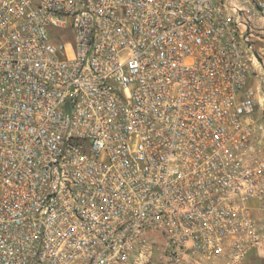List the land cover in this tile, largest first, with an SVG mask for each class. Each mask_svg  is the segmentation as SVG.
Wrapping results in <instances>:
<instances>
[{
  "label": "built area",
  "instance_id": "2783aa9c",
  "mask_svg": "<svg viewBox=\"0 0 264 264\" xmlns=\"http://www.w3.org/2000/svg\"><path fill=\"white\" fill-rule=\"evenodd\" d=\"M254 18L264 0H0V264H128L153 234L238 264L264 197Z\"/></svg>",
  "mask_w": 264,
  "mask_h": 264
},
{
  "label": "rangeland",
  "instance_id": "374dc122",
  "mask_svg": "<svg viewBox=\"0 0 264 264\" xmlns=\"http://www.w3.org/2000/svg\"><path fill=\"white\" fill-rule=\"evenodd\" d=\"M257 36L254 43L257 48V74L255 76V85L264 90V22L261 19L254 18ZM251 81V80H250ZM252 83V82H251ZM252 85H254L252 83ZM128 264H228L224 257H198L197 262L187 263L176 261L170 257V254L163 248L162 239L153 234L147 241L145 247L137 250Z\"/></svg>",
  "mask_w": 264,
  "mask_h": 264
},
{
  "label": "crops",
  "instance_id": "0c3cea01",
  "mask_svg": "<svg viewBox=\"0 0 264 264\" xmlns=\"http://www.w3.org/2000/svg\"><path fill=\"white\" fill-rule=\"evenodd\" d=\"M255 144L256 148L264 154V137L259 138L258 135ZM248 206L257 221V229L261 235V240L247 249L245 256L238 264H264V197L262 200L251 198L248 201Z\"/></svg>",
  "mask_w": 264,
  "mask_h": 264
}]
</instances>
